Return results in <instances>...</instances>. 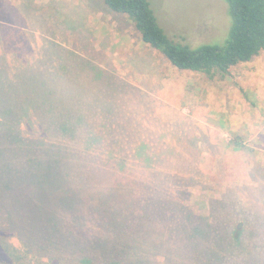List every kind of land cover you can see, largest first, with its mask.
Returning a JSON list of instances; mask_svg holds the SVG:
<instances>
[{"label": "trees", "instance_id": "obj_1", "mask_svg": "<svg viewBox=\"0 0 264 264\" xmlns=\"http://www.w3.org/2000/svg\"><path fill=\"white\" fill-rule=\"evenodd\" d=\"M16 1L19 18L22 15L27 19L30 28L46 29L48 39L41 43V52L32 63L24 64L16 57L11 61L2 44L3 30L8 27L0 23V97H10L8 106L0 108V209L7 214L4 228L20 243L16 246L3 237L7 259L0 264H160L154 259V244L148 241V230L142 221L140 230H134L132 236L131 232L120 231L121 227L127 229L126 220L116 215L107 226L103 223L97 229L98 235L86 236L83 205L99 194L97 208L106 212L107 200H112L114 193L105 196L104 191L112 184L113 175L122 176L119 171L129 175L135 161H140L148 174L158 160L143 140L129 149L126 140L133 139L129 131L135 114L130 109L123 113L121 105L128 104L125 99L122 102L123 97H116L122 88L86 56L84 22L61 7L52 6L45 13L32 5L33 0ZM224 1L231 19L227 34L218 38L220 41L195 45L169 37L148 0L101 3L107 11L124 15L141 41L162 55L171 67L213 79L230 78L232 66L250 61L264 50V0ZM5 10L4 6L0 11L2 20L6 19ZM21 22L23 25L25 20ZM25 32L26 40L31 39ZM86 72L93 73L91 80H86ZM13 97H25L22 108L13 106ZM230 145L234 151L244 148L239 135L232 136ZM18 154L22 155L15 160ZM20 159L23 167L18 165ZM179 176L175 173L170 177L172 180ZM102 181L97 188L96 183ZM120 182V192L137 205L126 192L128 181ZM152 183L155 194L148 193L145 198L142 216L149 217V209L153 211L154 207L161 216H167L168 210L177 215L179 209L168 192L170 184L155 178ZM215 211L212 208L211 213ZM168 217L173 218L171 213ZM187 218L186 237L198 254H166L161 264H264L259 252L249 246L246 249L248 242L255 246L258 236L254 229L231 237L221 229L226 227L228 214L220 211V220L213 221L219 230L217 236L208 223L192 222L190 215ZM259 219L264 224V214ZM215 234L216 240L210 242ZM232 244L236 245L230 253Z\"/></svg>", "mask_w": 264, "mask_h": 264}, {"label": "rangeland", "instance_id": "obj_2", "mask_svg": "<svg viewBox=\"0 0 264 264\" xmlns=\"http://www.w3.org/2000/svg\"><path fill=\"white\" fill-rule=\"evenodd\" d=\"M148 1L159 25L176 41L191 45L217 42L227 34L231 19L224 0ZM0 3H3L0 11L5 6L4 16L8 19L2 20L3 10L0 23L8 28L2 29V44L8 60L16 57L24 64L32 63L41 52V43L48 39L46 29L30 28L27 19L22 15L19 18L16 0ZM32 5L45 13L52 6L61 7L84 22L86 56L122 88L116 97H123L122 102L125 99L128 104L121 105L123 113L130 109L135 114L129 131L133 139L126 140L129 149L143 140L158 160L148 174L140 161H135L129 175L124 176L121 171L122 176L113 175L112 184L104 191L105 196L114 193L112 200H107L106 212L97 208L99 194L83 205L86 236L98 235L97 229L103 223L107 226L116 215L117 219L126 220L127 229L121 227L120 231L131 232L132 236L134 230H140L142 221L148 230V241L154 244V259L161 264L166 254L175 257L198 254L186 237L189 215L192 222L208 223L212 234L216 231L218 236L213 221L220 220L221 211L228 214L226 227L221 229L227 230L231 237L237 232L249 234L254 229L258 236L255 246L248 242L246 249L249 246L253 252H259L264 260V224L259 221L264 214V50L250 61L232 66L230 78L208 79L198 72L171 67L162 55L141 41L124 15L107 11L101 0H33ZM23 31L29 32L31 39L26 40ZM92 76L93 73L86 72V80ZM8 98L0 97L1 109L8 106ZM24 103L25 97L12 98L15 107L22 108ZM24 114L20 120L22 130ZM233 135L241 137L243 149H232ZM19 147L23 151L24 147ZM21 155H14L15 160ZM18 165L23 167L22 159ZM175 173L180 176L171 180ZM152 178L170 184V199L180 211L177 215L168 210L167 216H161L154 207L153 211L149 209V217L142 216L146 211L145 198L148 193L155 194ZM123 179L128 181L126 192L137 205L120 192ZM103 183L97 182L96 187ZM222 205L226 206L221 208ZM212 208L216 210L214 213ZM6 216L1 208L0 261L7 259L1 242L4 236L12 244L20 245L18 237L4 228ZM216 234L210 242L216 240ZM235 245H230V253Z\"/></svg>", "mask_w": 264, "mask_h": 264}, {"label": "water", "instance_id": "obj_3", "mask_svg": "<svg viewBox=\"0 0 264 264\" xmlns=\"http://www.w3.org/2000/svg\"><path fill=\"white\" fill-rule=\"evenodd\" d=\"M240 226V223L238 224V227Z\"/></svg>", "mask_w": 264, "mask_h": 264}]
</instances>
